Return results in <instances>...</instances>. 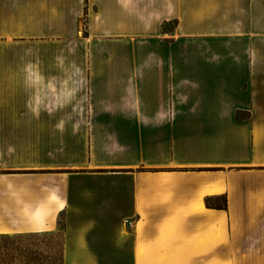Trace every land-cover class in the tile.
<instances>
[{
  "label": "crops",
  "instance_id": "obj_1",
  "mask_svg": "<svg viewBox=\"0 0 264 264\" xmlns=\"http://www.w3.org/2000/svg\"><path fill=\"white\" fill-rule=\"evenodd\" d=\"M101 200L131 264H264V0H0V236L101 264Z\"/></svg>",
  "mask_w": 264,
  "mask_h": 264
},
{
  "label": "rangeland",
  "instance_id": "obj_2",
  "mask_svg": "<svg viewBox=\"0 0 264 264\" xmlns=\"http://www.w3.org/2000/svg\"><path fill=\"white\" fill-rule=\"evenodd\" d=\"M110 184L109 180H92L84 178H75L71 180V185L81 186H104ZM74 187V188H76ZM76 194V193H75ZM108 199V198H107ZM102 207L103 218L107 219V224L102 225V231L91 233V240L99 244L103 248V254L100 255L101 264H131V257L128 251L118 249L111 236V224L109 220L117 217L121 218L124 207L117 205L112 207L109 203L99 202ZM93 208H89L92 211ZM75 220V224L78 219ZM65 218L63 215L58 217V228L55 232L39 233L33 235H16V236H0V264H63L64 255V236L60 230L63 228ZM125 229H123V232Z\"/></svg>",
  "mask_w": 264,
  "mask_h": 264
},
{
  "label": "trees",
  "instance_id": "obj_3",
  "mask_svg": "<svg viewBox=\"0 0 264 264\" xmlns=\"http://www.w3.org/2000/svg\"><path fill=\"white\" fill-rule=\"evenodd\" d=\"M219 208H225V206L224 207H219ZM27 235H29V234H27ZM30 235H33V234H30Z\"/></svg>",
  "mask_w": 264,
  "mask_h": 264
}]
</instances>
